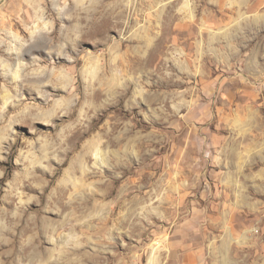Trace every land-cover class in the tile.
Wrapping results in <instances>:
<instances>
[{
    "label": "rangeland",
    "instance_id": "1",
    "mask_svg": "<svg viewBox=\"0 0 264 264\" xmlns=\"http://www.w3.org/2000/svg\"><path fill=\"white\" fill-rule=\"evenodd\" d=\"M33 1L0 0V264H264V0Z\"/></svg>",
    "mask_w": 264,
    "mask_h": 264
},
{
    "label": "bare ground",
    "instance_id": "2",
    "mask_svg": "<svg viewBox=\"0 0 264 264\" xmlns=\"http://www.w3.org/2000/svg\"><path fill=\"white\" fill-rule=\"evenodd\" d=\"M17 1H18L17 4H18V6H19V7H18V8H19L18 10H21L22 7H24V8H25L24 11H26V13H27V10H28V9H27V6H31V7L33 8L32 10H34V13H35V16H36L37 9H35V7L33 6V5H34V1H33V0H17ZM26 5H27V6H26ZM24 8H23V9H24ZM11 9H12V7H11ZM15 9H16V8H15ZM15 9H14V10H15ZM14 10H13V11H14ZM10 12H11V11H10ZM22 12H23V10H22ZM11 13H12V12H11ZM17 13H18V12H17ZM39 13H40V12H39ZM21 14H22V13H21ZM9 15H10V14H9ZM12 15H13V14H12ZM14 15H15V14H14ZM10 16H11V15H10ZM38 18H40V15H39V14L37 15V19H38ZM10 19H11V17H10ZM13 19H14V18H13ZM105 19H106V18H105ZM107 19H109V18H107ZM107 19H106V20H107ZM109 21H110V20H109ZM111 21H112V20H111ZM7 23H9V22H7ZM10 23H11V22H10ZM12 23H13V22H12ZM47 24H49V23L44 22V25H47ZM109 24H110V23H109ZM12 25H13V24H12ZM14 25L17 26V28H19V31L22 30V29L20 28V25H19L18 22H15ZM10 26H11V25H10ZM15 26H14V27H15ZM11 27H12V26H11ZM17 28H16V29H17ZM14 33H15V32H14ZM31 33H34V31H32ZM12 36H13V38H17V36H18L17 32H16L15 34H12ZM45 43H46V40H45V38L43 37V38H42V41H41V45L43 46ZM15 44H16V43H15ZM33 46H34V45H32L31 48H33ZM44 46H45V45H44ZM11 48H12V47H11ZM36 49H41V48L38 46V47H36ZM0 51H2L1 45H0ZM24 54H26L25 51H24ZM8 55L10 56L11 54L8 53ZM15 56H16L18 59H20V55H19V54H16ZM2 66H3V68L6 70V68H7V63H6V64L3 63ZM9 67H10V66H9ZM1 68H2V67H1ZM19 68H20V66H19ZM12 73H13V76H14V77L17 76V74L19 73L18 66L13 70ZM3 97L7 98L8 96H7V94H6V95H4ZM113 207H114V206H113ZM60 264H69V263H67V262L65 263V262H64V263H60Z\"/></svg>",
    "mask_w": 264,
    "mask_h": 264
}]
</instances>
